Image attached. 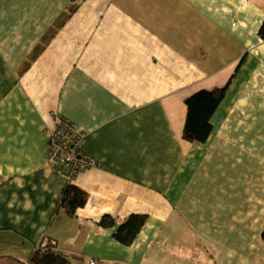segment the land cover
<instances>
[{
  "label": "crops",
  "instance_id": "1",
  "mask_svg": "<svg viewBox=\"0 0 264 264\" xmlns=\"http://www.w3.org/2000/svg\"><path fill=\"white\" fill-rule=\"evenodd\" d=\"M264 0H0V264H264ZM225 86L202 142L185 99ZM51 113L97 162L56 208ZM104 214L115 226L97 225ZM146 220L131 245L113 233Z\"/></svg>",
  "mask_w": 264,
  "mask_h": 264
},
{
  "label": "trees",
  "instance_id": "2",
  "mask_svg": "<svg viewBox=\"0 0 264 264\" xmlns=\"http://www.w3.org/2000/svg\"><path fill=\"white\" fill-rule=\"evenodd\" d=\"M259 35L264 39V23L259 29ZM226 87L212 90L197 91L185 99L186 118L183 128V138L190 142H204L211 133V116L225 95ZM87 200V193L67 181L56 199V208L62 209L69 217L74 216L77 208L82 207ZM146 216L130 214L118 224L113 233L116 241L123 245H131L145 223ZM97 225L102 228L115 226V219L104 214ZM264 240V229L260 234ZM76 258L63 251L49 246L38 247L29 256V264H70V259Z\"/></svg>",
  "mask_w": 264,
  "mask_h": 264
},
{
  "label": "built area",
  "instance_id": "3",
  "mask_svg": "<svg viewBox=\"0 0 264 264\" xmlns=\"http://www.w3.org/2000/svg\"><path fill=\"white\" fill-rule=\"evenodd\" d=\"M53 125L48 129V147L45 165L66 176L68 181L78 173L97 166V162L81 150L83 134L68 119L51 113ZM88 264H97L89 259Z\"/></svg>",
  "mask_w": 264,
  "mask_h": 264
}]
</instances>
